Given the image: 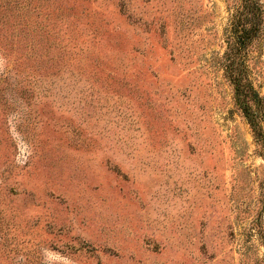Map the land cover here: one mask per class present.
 Segmentation results:
<instances>
[{
	"label": "rangeland",
	"instance_id": "rangeland-1",
	"mask_svg": "<svg viewBox=\"0 0 264 264\" xmlns=\"http://www.w3.org/2000/svg\"><path fill=\"white\" fill-rule=\"evenodd\" d=\"M241 1L0 0V264H264Z\"/></svg>",
	"mask_w": 264,
	"mask_h": 264
},
{
	"label": "trees",
	"instance_id": "trees-1",
	"mask_svg": "<svg viewBox=\"0 0 264 264\" xmlns=\"http://www.w3.org/2000/svg\"><path fill=\"white\" fill-rule=\"evenodd\" d=\"M264 24V5L259 0H242L233 22V40L223 61L225 76L234 90V100L251 127L255 141L264 151V97L250 81L243 52L258 37Z\"/></svg>",
	"mask_w": 264,
	"mask_h": 264
}]
</instances>
